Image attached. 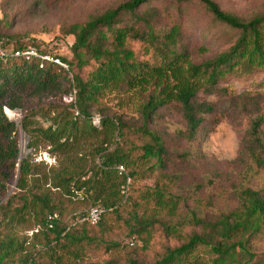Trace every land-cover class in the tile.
<instances>
[{
    "label": "trees",
    "instance_id": "obj_1",
    "mask_svg": "<svg viewBox=\"0 0 264 264\" xmlns=\"http://www.w3.org/2000/svg\"><path fill=\"white\" fill-rule=\"evenodd\" d=\"M153 1L161 0H128L82 24L63 27L62 34L72 36L73 44L70 59L50 56L60 64L43 60L49 52L35 45H23L17 36L11 38L12 50L5 52L8 44L0 36V49L4 51L0 52V102L13 88L28 84L43 90L56 89L65 83L64 94L73 98L69 103L37 104L21 121L29 137L28 149L36 151L43 144L50 147V155L60 156L59 169H51L50 177L44 174L43 182L50 184L51 189L61 190L69 201L78 198L80 191L87 188L88 194L91 189L93 204L103 203L104 212L110 211L113 215H118L119 207L126 203L122 201L120 187L126 180L145 175V170L141 173L137 170L140 164L155 160L145 169L162 170L165 166L163 140L149 127L160 109L177 106L185 121V136L192 139L205 115L214 111L213 105L197 101L201 91L216 93L219 84L228 78H243L264 71V13L245 21L222 11L212 0H195L216 23L237 36L225 52L193 64L181 42V28L178 25L168 29L157 27L158 10L149 6L141 9ZM31 49L35 55H25ZM85 69L89 70L83 77ZM113 91H134L139 96L141 125L132 127L120 115L103 112V97ZM93 113L100 115L98 124L92 121ZM262 123L261 117L252 120L247 152L257 170L264 171ZM131 130L146 140L140 146L139 155L122 144ZM6 158L9 173H1L4 181L16 170V164L19 166L15 192L0 204V264H35V256L27 252L25 241L18 239L14 230L15 224L26 215L32 218L38 230L36 234L41 236L55 264H63L66 258L80 260L86 247L95 243L93 237L87 236L86 226L103 230L107 221L104 212L101 211L100 220L94 225L84 220L87 213L71 215L73 222H66L67 209L53 202L50 189L41 190L29 158L19 161L15 143L11 144ZM86 163L92 167L88 171ZM119 167L128 172H120ZM88 172L91 173L88 180H81ZM113 178L120 181L111 191L114 197L111 199L106 190ZM3 189L7 191L4 186ZM238 196L239 206L219 214L215 220L198 217L195 212L181 216L177 199L158 183L140 201L126 198L132 202L129 211L132 238L148 235L149 230L160 225L163 233L177 244L164 247L152 262L128 258L120 263L112 258L103 264H264V258L252 252L253 240L264 228V183L258 189L243 188ZM186 225L193 227L189 234L183 231ZM107 247L118 249L120 245L109 242Z\"/></svg>",
    "mask_w": 264,
    "mask_h": 264
},
{
    "label": "rangeland",
    "instance_id": "obj_2",
    "mask_svg": "<svg viewBox=\"0 0 264 264\" xmlns=\"http://www.w3.org/2000/svg\"><path fill=\"white\" fill-rule=\"evenodd\" d=\"M126 1L128 0H0V36L8 44L5 52L12 50L11 38L17 36L21 44L35 45L49 52L45 57L59 55L70 59L73 37L64 36L62 28L82 24L90 17ZM212 1L222 11L245 21L264 13V0ZM146 6L158 10L159 16L155 21L157 27L168 29L178 25L181 28V42L187 50L188 60L193 64H200L225 52L236 40L235 32L216 23L195 0L153 1L141 9H146ZM0 52L4 53L1 49ZM88 70H83L81 75L84 77ZM64 89L65 83L58 85L56 89L43 90L28 84L13 88L0 102V125L3 124L0 128V204H4L15 192L18 164L6 181L1 177L2 172L9 173L6 156L10 153L11 144L15 143L19 161L29 158L35 178L40 180L38 183L43 188L41 190L50 189V198L67 209L65 221L70 223L73 222L71 215L87 213L95 206L104 212L103 203L93 204L90 199L93 193L91 189L88 194L87 188L80 191L78 198L69 201L62 196L61 190L49 188L50 184H45L42 177L44 174L50 177L51 169H59L60 156L50 155V147L43 144L36 151L28 149L29 137L21 127L25 114L36 108L37 104L43 105L51 101L66 103L65 99L69 95L64 94ZM102 101L103 112L107 115L118 114L132 127L141 125L139 108L142 102L134 91H113L105 94ZM197 101L213 105L214 111L205 115L204 122L192 139L185 136V121L177 106L170 105L157 112L149 127L163 140L165 166L162 170L157 167L150 170L145 167L147 164H154L155 160L145 165L140 164L137 170L139 173L145 170V175L126 180L125 185L120 187L122 201L126 203L119 207V214L104 212L107 221L103 230L86 226L87 236L93 237L95 243L86 247L80 260L74 262L72 258H66L63 264H103L112 258L120 263L128 258L152 262L164 247L176 245L177 241L168 238L160 225H155L148 235L143 234L142 237L132 238L129 234L133 224L129 219L132 202L126 198L140 201L142 195L151 192L156 183L177 199L181 216H189L191 212H195L198 217L207 220H215L219 214L235 210L240 204L239 190L258 189L263 185L264 171L257 170L247 149L251 122L258 117L263 118L260 134L264 141V71L243 78H228L219 84L216 93L201 91ZM9 106L15 108L10 109ZM6 109L13 113L12 117L8 116ZM92 117L100 115L93 113ZM92 141L90 138L89 142ZM143 142L146 140L131 130L122 144L139 155ZM112 148L114 147L110 146ZM85 167L87 171L92 168L87 163ZM124 171L125 174L128 172ZM90 175L88 172L81 180H88ZM119 181L113 178L107 185V196L111 199L114 198L111 191L115 190ZM3 186L7 188L6 192ZM148 204L153 205L151 201ZM192 229V226L186 225L183 231L189 234ZM14 230L17 238L25 241L27 252L35 256V264H55L54 259L47 254L41 236L36 234V227L30 216L26 215L23 221L15 224ZM109 242L119 244L120 248L109 250ZM130 242H133V246ZM252 252L261 259L264 258V228L253 240Z\"/></svg>",
    "mask_w": 264,
    "mask_h": 264
},
{
    "label": "built area",
    "instance_id": "obj_3",
    "mask_svg": "<svg viewBox=\"0 0 264 264\" xmlns=\"http://www.w3.org/2000/svg\"><path fill=\"white\" fill-rule=\"evenodd\" d=\"M15 55H18V53H16ZM25 55H35L33 52H26ZM45 60L47 61H54L56 64H60V62L58 60H53L49 57H43ZM73 100V98L71 96H69L68 98L65 99L66 103H69ZM93 123L94 124H98V120L99 117H92ZM119 171L120 172H124L123 167H119ZM100 216H101V210L99 208H91L84 220L88 221L90 224L94 225L96 224L99 220H100ZM36 232L38 231L37 229L35 230Z\"/></svg>",
    "mask_w": 264,
    "mask_h": 264
},
{
    "label": "bare ground",
    "instance_id": "obj_4",
    "mask_svg": "<svg viewBox=\"0 0 264 264\" xmlns=\"http://www.w3.org/2000/svg\"><path fill=\"white\" fill-rule=\"evenodd\" d=\"M6 113L8 114L9 117H12V115H13V113L7 109H6Z\"/></svg>",
    "mask_w": 264,
    "mask_h": 264
},
{
    "label": "water",
    "instance_id": "obj_5",
    "mask_svg": "<svg viewBox=\"0 0 264 264\" xmlns=\"http://www.w3.org/2000/svg\"><path fill=\"white\" fill-rule=\"evenodd\" d=\"M18 166H19V164H18Z\"/></svg>",
    "mask_w": 264,
    "mask_h": 264
}]
</instances>
